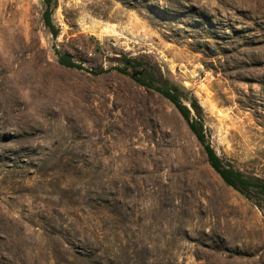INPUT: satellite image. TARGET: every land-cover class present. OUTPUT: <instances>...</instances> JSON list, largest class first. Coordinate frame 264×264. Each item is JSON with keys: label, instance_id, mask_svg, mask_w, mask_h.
<instances>
[{"label": "rangeland", "instance_id": "1", "mask_svg": "<svg viewBox=\"0 0 264 264\" xmlns=\"http://www.w3.org/2000/svg\"><path fill=\"white\" fill-rule=\"evenodd\" d=\"M44 10L0 0V264H264V195L114 70L191 92L217 154L264 179V0H57L56 39Z\"/></svg>", "mask_w": 264, "mask_h": 264}, {"label": "trees", "instance_id": "2", "mask_svg": "<svg viewBox=\"0 0 264 264\" xmlns=\"http://www.w3.org/2000/svg\"><path fill=\"white\" fill-rule=\"evenodd\" d=\"M43 3L45 6L43 13L44 24L53 38L56 39L60 35V30L53 19L57 0H43ZM122 61V66L115 67L114 70L129 76L141 87L159 93L176 108L186 121L190 131L203 147L209 165L227 186L232 187L247 198L252 194L264 195V179L243 174L217 154L210 142V135L204 120V110L198 99L191 92L164 78L162 75H156L141 59L124 55ZM59 63L71 69H84L81 64L76 63L68 54H59ZM92 73L97 74V72Z\"/></svg>", "mask_w": 264, "mask_h": 264}]
</instances>
